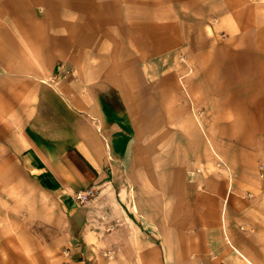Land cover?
<instances>
[{
  "label": "crops",
  "instance_id": "obj_1",
  "mask_svg": "<svg viewBox=\"0 0 264 264\" xmlns=\"http://www.w3.org/2000/svg\"><path fill=\"white\" fill-rule=\"evenodd\" d=\"M116 15L94 0H0V139L66 216L50 223L40 264L247 261L223 230V178L190 169L209 158L187 139L191 116L162 112L166 97L145 92L128 57L112 63ZM87 189L94 197L76 202Z\"/></svg>",
  "mask_w": 264,
  "mask_h": 264
},
{
  "label": "rangeland",
  "instance_id": "obj_2",
  "mask_svg": "<svg viewBox=\"0 0 264 264\" xmlns=\"http://www.w3.org/2000/svg\"><path fill=\"white\" fill-rule=\"evenodd\" d=\"M94 1L123 18L107 28L117 48L112 63L128 57V72L144 77L145 92L166 97L162 112L191 116L198 131L187 139L193 147L201 141L209 158L190 169L223 178V230L248 258L235 263L264 264V0ZM128 34L136 43L126 52L120 41ZM241 57L250 72L244 78ZM1 138L0 264H40L56 235L50 223L60 224L64 213Z\"/></svg>",
  "mask_w": 264,
  "mask_h": 264
},
{
  "label": "built area",
  "instance_id": "obj_3",
  "mask_svg": "<svg viewBox=\"0 0 264 264\" xmlns=\"http://www.w3.org/2000/svg\"><path fill=\"white\" fill-rule=\"evenodd\" d=\"M95 193L93 191V189H87L83 192H78L76 193L74 199L76 202L80 203V204H85L88 201H90V199H92L94 197Z\"/></svg>",
  "mask_w": 264,
  "mask_h": 264
},
{
  "label": "bare ground",
  "instance_id": "obj_4",
  "mask_svg": "<svg viewBox=\"0 0 264 264\" xmlns=\"http://www.w3.org/2000/svg\"><path fill=\"white\" fill-rule=\"evenodd\" d=\"M261 24V23H260Z\"/></svg>",
  "mask_w": 264,
  "mask_h": 264
}]
</instances>
